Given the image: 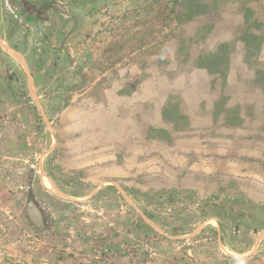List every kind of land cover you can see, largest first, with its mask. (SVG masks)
Wrapping results in <instances>:
<instances>
[{
    "label": "rangeland",
    "instance_id": "1",
    "mask_svg": "<svg viewBox=\"0 0 264 264\" xmlns=\"http://www.w3.org/2000/svg\"><path fill=\"white\" fill-rule=\"evenodd\" d=\"M25 1L47 19L0 0V264H264V158L176 150L200 120L204 152L227 124L264 153V0Z\"/></svg>",
    "mask_w": 264,
    "mask_h": 264
},
{
    "label": "crops",
    "instance_id": "2",
    "mask_svg": "<svg viewBox=\"0 0 264 264\" xmlns=\"http://www.w3.org/2000/svg\"><path fill=\"white\" fill-rule=\"evenodd\" d=\"M196 121L197 120H194L193 122V125L192 124H186L185 128H184V131L180 132L181 134H185V136H189L190 137H193L191 139V142L189 141L187 144L186 142L182 143L180 146H179V149H176L179 153V159H180V162H179V166H180V169H184V166L185 168L190 166V165H185L186 163H190V154H192L193 156V163L191 166L196 170H199V175L202 176L203 174H207V171L206 170H209V166L210 163L214 162L213 159H216L217 157L219 158L218 162L222 163L224 165V167H226V169H229L231 167H233L235 165V163H238V162H242L244 160H247L246 158L248 157V159H251V162L253 163V161H255L254 163L258 164V163H261V161L263 160L264 158V153H261V151L259 150L257 153H248V148L246 147V144L248 142V139L250 137V134L249 133H244V132H240V133H232V130L230 129V127L226 124L223 126L222 131H214V133H217L218 137L219 136H223V138H227L228 136V139L233 137L235 139H237L238 141L240 139H242V141L240 143H242L241 145L240 144H237V149L234 150H230L229 148L226 149V151L222 152L221 151H216L215 153H213L212 155L208 152H204L203 150V144H202V141L199 139V135L198 133H202V125H200V120L199 121V124L196 125ZM202 122V121H201ZM131 124L133 122H130ZM203 124V123H201ZM170 126V127H169ZM172 125H167L165 122L164 124H162V127L164 128V133H170V129L172 128L171 127ZM211 126V125H208V127ZM212 127H216V125L212 124ZM195 128H198V129H195ZM210 128V127H209ZM121 129V128H120ZM240 129H243V127H240ZM194 131V132H193ZM260 134V133H259ZM261 136H262V142H264V133H261ZM220 138V137H219ZM194 144V145H192ZM228 154H231L230 157L228 156ZM254 155V156H252ZM202 156H210L211 157V160L208 161V159H205L203 158ZM209 163V165H208ZM199 176V177H200Z\"/></svg>",
    "mask_w": 264,
    "mask_h": 264
},
{
    "label": "trees",
    "instance_id": "3",
    "mask_svg": "<svg viewBox=\"0 0 264 264\" xmlns=\"http://www.w3.org/2000/svg\"><path fill=\"white\" fill-rule=\"evenodd\" d=\"M24 10L29 14V16L36 19H47L46 13H44L41 8L35 7L25 0H20Z\"/></svg>",
    "mask_w": 264,
    "mask_h": 264
}]
</instances>
